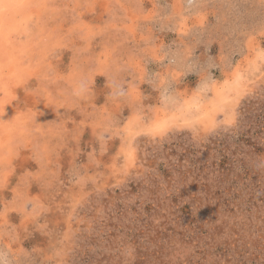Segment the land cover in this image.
Listing matches in <instances>:
<instances>
[{"label":"rangeland","instance_id":"1","mask_svg":"<svg viewBox=\"0 0 264 264\" xmlns=\"http://www.w3.org/2000/svg\"><path fill=\"white\" fill-rule=\"evenodd\" d=\"M0 264H264V0H0Z\"/></svg>","mask_w":264,"mask_h":264}]
</instances>
